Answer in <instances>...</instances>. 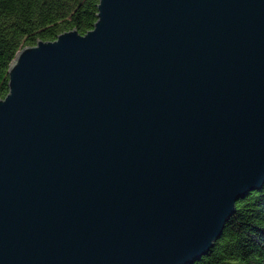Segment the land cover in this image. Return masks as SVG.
<instances>
[{
  "label": "water",
  "instance_id": "1",
  "mask_svg": "<svg viewBox=\"0 0 264 264\" xmlns=\"http://www.w3.org/2000/svg\"><path fill=\"white\" fill-rule=\"evenodd\" d=\"M8 75L0 264H192L264 186V0H99Z\"/></svg>",
  "mask_w": 264,
  "mask_h": 264
},
{
  "label": "trees",
  "instance_id": "2",
  "mask_svg": "<svg viewBox=\"0 0 264 264\" xmlns=\"http://www.w3.org/2000/svg\"><path fill=\"white\" fill-rule=\"evenodd\" d=\"M99 0H0V99L9 91V68L18 52L55 41L97 22ZM192 264H264V186L236 204L222 236Z\"/></svg>",
  "mask_w": 264,
  "mask_h": 264
}]
</instances>
